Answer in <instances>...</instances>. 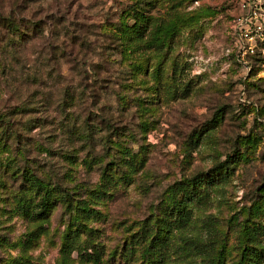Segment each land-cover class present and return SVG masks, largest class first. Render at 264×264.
I'll return each instance as SVG.
<instances>
[{"label": "rangeland", "instance_id": "rangeland-1", "mask_svg": "<svg viewBox=\"0 0 264 264\" xmlns=\"http://www.w3.org/2000/svg\"><path fill=\"white\" fill-rule=\"evenodd\" d=\"M243 2L264 14V0H0L4 13L59 16L64 39L48 50L52 39L0 33V264H264V45L243 57L235 45ZM122 16L162 40L119 53L108 35ZM79 50L85 81L93 68L105 77L100 103L72 99ZM212 168L185 221L163 223L177 218L172 186ZM31 174L71 202L54 194L48 216L30 219Z\"/></svg>", "mask_w": 264, "mask_h": 264}, {"label": "trees", "instance_id": "trees-1", "mask_svg": "<svg viewBox=\"0 0 264 264\" xmlns=\"http://www.w3.org/2000/svg\"><path fill=\"white\" fill-rule=\"evenodd\" d=\"M148 2V1H145ZM137 7L139 5H136ZM17 7V5H16ZM137 11V8H131ZM137 12L134 13V15ZM133 15V17H134ZM124 16V15H123ZM120 17V20L118 24L115 26L113 35H108V41L113 39L115 40L116 46L119 49V53H122L123 55L126 54H133L136 49L139 48V46L142 43H145L146 41L154 40V41H161L162 36L155 35L153 33H148L146 37H144V33L147 32L146 28L147 25H149L148 20L141 19L140 22H138L139 18L141 17H135L132 21L131 19H125L124 17ZM46 17V16H45ZM147 19V17H144ZM63 20L59 18V16L49 15L48 18L46 17H37V11L35 9L31 10L28 14H22L21 12H16L13 9L10 10L7 13L2 12V9H0V33L4 37V40L10 39L13 43L21 44L20 46H23L28 41H32L34 39L44 37L45 39H52V42H48V50L55 46H62L64 39L59 40L60 32H58V24H61ZM51 30V32H46ZM161 30L165 31L166 33L173 32L171 27H163ZM160 31V30H159ZM84 32L78 33L83 41H87V35ZM48 33H50L48 37ZM66 36V34H64ZM77 36V35H76ZM152 36V37H151ZM73 37V36H72ZM71 37V38H72ZM75 37V36H74ZM73 39V38H72ZM89 46V45H87ZM105 45L102 47L104 48ZM78 53L82 54L81 59L77 58L74 61V67L77 66L76 70H79L78 72V81L76 83V87L72 90V99L75 101V103H100L101 101V95L100 91H102L104 86L102 85V82H104L105 77H103L102 72L97 70L96 68H93L94 70V76H92L93 84H90L85 81L89 79V57H86L88 54L86 52L78 51ZM255 55V54H253ZM91 64V63H90ZM80 66V67H79ZM100 66V65H98ZM102 66V65H101ZM0 120H4V117L0 115ZM89 132V129H87ZM228 161V160H227ZM226 161V162H227ZM225 161L223 163H220V167L226 163ZM212 171V174L209 172ZM209 170L206 172V176L203 177V175L195 176L194 179L188 180L186 182H178L175 185L172 186L170 189L172 203L168 207L169 213L174 214L177 213V218L172 219V221H165L163 219V223H171L176 226L175 222H184L185 217L184 213L186 209L187 204L193 199V196L196 195V188L200 187L203 184L207 185L212 184L213 180H217V175L214 173V168L212 170ZM31 185L33 186L31 190L34 192V196H38V199L36 200V203L33 206L32 212L28 216L30 219L38 220V219H45L48 214L49 210L52 207L51 199H53L54 194H60V197L63 202L70 203L71 201L68 199L67 195H70L68 191L65 189H62L58 186H52V185H43L41 181H38L37 177H33V174H31ZM204 180V182H202ZM67 194V195H66ZM69 200V201H68ZM68 206V205H67ZM77 211L79 213L81 212L82 218L89 217V208H87L85 201L82 200L79 202L77 206ZM82 224L81 221L78 222V225ZM75 232H70L68 235H66L63 240L66 247L71 246L75 241ZM250 232V231H249ZM34 233L35 231L30 232L29 236H32L30 239L28 238L25 246L28 245L29 242L34 240ZM68 233V232H67ZM158 235V231L156 233ZM249 234V233H248ZM251 238L248 237V243L242 247L241 249V258L244 259L248 254L249 251H251L252 248L256 246L255 240L253 238L254 232H250ZM155 238V237H154ZM154 238L152 240H154ZM31 261L27 257L19 256L18 258H14L11 260L10 264H29ZM9 264V263H6Z\"/></svg>", "mask_w": 264, "mask_h": 264}, {"label": "built area", "instance_id": "built-area-1", "mask_svg": "<svg viewBox=\"0 0 264 264\" xmlns=\"http://www.w3.org/2000/svg\"><path fill=\"white\" fill-rule=\"evenodd\" d=\"M241 10L234 21L233 31L235 45L243 57L246 52L253 53L258 43L264 45V14L260 12L261 5L251 6L247 2L241 3Z\"/></svg>", "mask_w": 264, "mask_h": 264}]
</instances>
